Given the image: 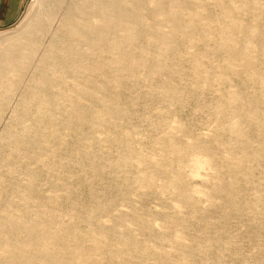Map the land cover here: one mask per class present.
<instances>
[{"label":"rangeland","instance_id":"374dc122","mask_svg":"<svg viewBox=\"0 0 264 264\" xmlns=\"http://www.w3.org/2000/svg\"><path fill=\"white\" fill-rule=\"evenodd\" d=\"M71 1L26 0L0 62L30 26L52 41ZM179 1L88 34L47 92L0 96V255L264 264V0Z\"/></svg>","mask_w":264,"mask_h":264},{"label":"bare ground","instance_id":"6f19581e","mask_svg":"<svg viewBox=\"0 0 264 264\" xmlns=\"http://www.w3.org/2000/svg\"><path fill=\"white\" fill-rule=\"evenodd\" d=\"M168 2L171 8L180 5L179 0ZM148 13L149 9L143 0H72L64 14L61 33L56 34L47 45H43L39 39L43 33L42 27L34 25L26 29L30 37L5 48L4 59L0 62L1 98H6L8 93L20 89L23 85L33 91L47 92L52 76L61 70H58L57 65L65 67L64 64L69 63L72 58L85 55L86 51L77 49L79 46L88 44L91 47L88 34L99 32L95 37L101 39L103 37L100 31L105 28L102 26L113 30L120 24L132 25L136 20L145 19ZM172 16L176 17V13ZM171 28L179 29L175 20L172 21ZM161 39L165 44H169L173 37L163 35ZM32 64L34 66H31ZM29 67L32 69L28 73ZM0 235H4L1 228ZM13 237L17 239L16 236ZM35 239L40 237L35 236ZM35 257L37 256L34 252L9 249L0 255V264H25Z\"/></svg>","mask_w":264,"mask_h":264},{"label":"crops","instance_id":"0c3cea01","mask_svg":"<svg viewBox=\"0 0 264 264\" xmlns=\"http://www.w3.org/2000/svg\"><path fill=\"white\" fill-rule=\"evenodd\" d=\"M26 0H0V27L12 24L20 15Z\"/></svg>","mask_w":264,"mask_h":264}]
</instances>
